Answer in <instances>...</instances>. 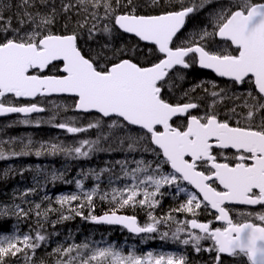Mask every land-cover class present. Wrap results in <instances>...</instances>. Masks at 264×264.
Returning a JSON list of instances; mask_svg holds the SVG:
<instances>
[{"label": "snow or ice", "instance_id": "1", "mask_svg": "<svg viewBox=\"0 0 264 264\" xmlns=\"http://www.w3.org/2000/svg\"><path fill=\"white\" fill-rule=\"evenodd\" d=\"M199 16L203 19L181 38L189 22ZM61 21L63 25L55 29ZM85 30L88 40L100 32L111 37L122 30L138 42L119 48L106 42L99 51H86L80 45ZM139 42L148 46L146 51ZM194 65L228 78L230 86L209 93L208 86L216 89L218 85L208 80L185 91V102H170L164 95L166 87L171 90L175 80L186 78L181 72L174 78L171 74L177 66L188 69ZM48 69L52 71L45 74ZM246 81L248 90L236 93V86ZM200 88L204 99L210 95L212 103L205 106L203 115H193L190 110L199 109L200 104L192 102L189 93ZM54 93L73 96L75 110L97 113L87 129L100 128L107 118V128L122 133V146L155 157L134 161L136 167L130 171L126 161L117 162L131 183L112 189L109 202L113 207L103 215L93 214L96 189L84 193L83 200L75 194L58 197L61 210L65 204L81 201L78 208H69V215L61 214V220L83 217V201H87L90 211L85 219L122 225L134 234L157 233L159 225L174 222L177 227L171 239L191 245L196 253H211L207 264H226L225 257L232 264H264V0H0V98ZM226 97L233 107L222 118L216 105ZM43 111L36 103L17 105L0 99V115ZM180 117L183 120L174 123ZM73 123L55 126L68 133L87 130ZM98 143L85 139L74 148L42 144L35 155L49 151L88 156ZM85 146L89 151H83ZM6 158L0 150V159ZM183 182L194 191L182 187ZM76 184L80 187L81 181ZM166 185H175L176 195L184 193L187 198L157 217L153 213ZM100 198L109 199V194ZM237 205L259 206L260 211L239 209L234 215ZM136 206L148 209L143 225L135 215L120 214ZM61 210L48 209L45 215ZM201 210H208L214 220L202 222ZM173 213L191 218L179 220ZM21 214L28 215L23 210ZM215 222H221L220 226H214ZM160 238L169 239V232ZM45 240L39 231L34 237L31 233L22 238L0 235V264L21 253L25 264H34L28 252L34 254ZM202 241L211 244L204 248ZM81 249L88 252L81 254ZM74 251L76 256H72ZM49 255L57 257L56 264H76L77 260L79 264H189L183 254L129 251L125 255L111 245L93 249L87 243L60 245Z\"/></svg>", "mask_w": 264, "mask_h": 264}, {"label": "trees", "instance_id": "2", "mask_svg": "<svg viewBox=\"0 0 264 264\" xmlns=\"http://www.w3.org/2000/svg\"><path fill=\"white\" fill-rule=\"evenodd\" d=\"M202 19L203 16L193 18L180 34L181 38L187 35L193 25ZM74 23L75 21H73ZM62 25L63 21L54 27L59 29ZM98 27L102 28L103 23L98 24ZM106 42L114 48H119L121 45L131 47L138 41L120 31H114L111 37L100 32L92 40H88L86 30L81 34L80 45L86 51L88 49L99 51ZM139 43L140 47L146 51L148 46ZM177 43H179V39ZM107 55L111 56V52H108ZM176 72H181L186 78L182 81L175 80V86L171 90L166 87L165 98L172 103L185 102L183 93L192 89L195 84L214 80L218 87L212 89L208 86V91L211 93L213 90L219 92L220 89L230 86L231 83L215 78L212 74L197 68L196 65L188 69L177 68L171 74L172 78L176 76ZM248 87L249 84L246 81L242 85H237L234 91L243 93L248 90ZM202 90L203 88H200L189 93L192 102L200 104L199 109L194 110L196 115H203L205 106L212 103L210 95L204 99V90ZM228 95H232V90ZM217 99L219 100V98ZM9 101L13 102L14 100L12 98L4 99V102L8 103ZM73 101L74 99L69 97L40 100L39 104L45 107V112L42 116L27 118L31 121L28 124L21 123L22 120H17V118L0 120V150H3L7 156L6 159H0V235H19L22 238L24 234L31 233L34 237L37 231L44 235L46 240L40 242L41 246L35 253L33 254L31 250L28 252V255L33 257L34 264H41V261L43 264H56L57 257L49 255L53 249L60 245L68 247L84 243L111 244L123 253L132 250L136 254H142L152 250L160 253L183 254L188 257L189 264H207L211 260L209 256L203 252L196 253L191 245L179 244L171 239V233L177 227L174 222L159 225L157 233L133 236L122 228L95 225L92 220L85 219L84 217H87L90 211L87 201H83L85 204L83 217L73 215L72 219H60L61 214L69 215V208H78L81 201L65 204L61 210V205L57 201L58 197L75 194L83 200L84 193H91L93 189L99 193L94 196L95 210L93 214L99 215L109 211L113 207L109 202L110 197L105 200L100 197L115 185H122L123 182L131 179L130 176L124 177L122 164L117 162L126 161L127 169L130 171L136 167L134 161L155 158L152 153L133 152L127 150L126 144L122 146L119 142L122 133L116 130L110 131L107 128L110 121L107 119L102 121L100 128L87 129L89 122L95 123L97 115L77 113L74 110ZM231 107H233V102L227 97L216 105L222 118ZM36 119H40L37 124L35 123ZM69 121L74 122L73 126L87 130L82 133H68L66 129L55 126L58 123ZM233 122H235V118H233ZM85 139L99 140L88 156H76L74 153L66 155L64 152H57L53 155L49 151L42 152L40 156L35 155V152L41 149L42 144L48 145L49 148L53 144L64 148H74L80 146L79 142ZM83 151H89L88 147L85 146ZM12 152H30L31 154L13 156ZM165 170L170 171L168 168ZM5 172L8 174L4 175ZM54 175L56 179H53ZM76 180L81 181L80 187L77 186ZM161 191L164 194L158 196L161 202L153 213L157 217L168 214L170 209L179 207V204L186 200L182 194L176 195V188L172 185L164 186ZM37 204L41 205L39 210L36 208ZM48 209L61 211H47L45 215ZM21 210L28 215L23 216ZM37 211L41 213L39 217H37ZM147 212L148 209L136 206L135 208L122 209L120 213L137 216L138 221L143 225L147 221ZM173 215L179 220L190 217L184 213H173ZM163 232H169V239L162 240L160 238ZM201 245L204 247L206 241H202ZM20 246L23 247V245ZM85 251L86 249H81V254H84ZM72 255L76 256L77 253L74 251ZM15 263L25 264V255L21 253L15 257H7L5 260V264ZM76 264H79V261Z\"/></svg>", "mask_w": 264, "mask_h": 264}, {"label": "flooded vegetation", "instance_id": "3", "mask_svg": "<svg viewBox=\"0 0 264 264\" xmlns=\"http://www.w3.org/2000/svg\"><path fill=\"white\" fill-rule=\"evenodd\" d=\"M49 70L50 69L46 70L45 74H49L50 73ZM6 97H9V96H5L4 98H2L3 101ZM5 103H7V102H5ZM14 103H16L17 105H22V104L35 103V101L30 102V101L17 100V101H14ZM182 120H183V117L174 118V123H180ZM228 154L231 155V153H228ZM182 185H183V187H187L190 191H193V189L190 187V185H187V183L183 182ZM228 206L233 207L232 205H228ZM239 209L260 211L259 206H239V205H237L234 208L233 214L235 215L236 210H239ZM189 218H191V217H189ZM199 218L202 222H206L208 220H214V217L210 214V212L208 210H201L199 213ZM220 223L221 222H215L214 226L218 227V226H220ZM210 244H211V241H206V245L204 246V248H207ZM203 254L209 256L210 259L212 258V254L207 252V251H204ZM225 261H226V264H232V260L227 258V257H225Z\"/></svg>", "mask_w": 264, "mask_h": 264}, {"label": "water", "instance_id": "4", "mask_svg": "<svg viewBox=\"0 0 264 264\" xmlns=\"http://www.w3.org/2000/svg\"><path fill=\"white\" fill-rule=\"evenodd\" d=\"M119 31H121L122 32V30H119ZM123 33V32H122ZM125 34V33H124ZM127 35H129V36H131L130 34H127ZM134 37V36H133ZM143 44H145L144 42H142ZM198 66V65H197ZM177 67H180V66H177ZM198 68L199 69H201V70H205V71H208V72H210V73H212V74H214L215 75V73H213V72H211V70H207V69H202V68H200L199 66H198ZM216 76V75H215ZM219 78H222V77H219ZM223 79H226V80H228V78H223ZM47 97H51V96H69V97H73V96H71V95H69V94H56V93H54V94H50V95H46ZM36 97H32V98H28V97H21V98H18V99H25V100H33V99H35ZM1 99V98H0ZM40 107V106H39ZM44 109V108H43ZM76 112H79V113H83V112H81V111H78V110H75ZM191 111V110H190ZM44 112V111H43ZM43 112H38V113H31V114H27V115H25V114H23V113H9V114H5V115H0V118H2V117H7V116H11V115H15V114H19V115H21V116H31V115H34V114H40V113H43ZM91 113H95V112H91ZM85 114H87V113H85ZM97 114V113H96ZM107 119V118H106ZM104 214V213H103ZM103 214H100V215H103ZM121 214V213H120ZM100 215H97V216H100ZM122 215H126V214H122ZM96 225H108V226H117V227H122V228H124L122 225H109V224H105V223H96V222H94ZM125 230H127L126 228H124ZM128 231V230H127ZM129 232V231H128ZM130 233V232H129ZM130 234H133V235H141V234H134V233H130Z\"/></svg>", "mask_w": 264, "mask_h": 264}, {"label": "rangeland", "instance_id": "5", "mask_svg": "<svg viewBox=\"0 0 264 264\" xmlns=\"http://www.w3.org/2000/svg\"><path fill=\"white\" fill-rule=\"evenodd\" d=\"M38 121H40V119H36L35 120V123L37 124V122ZM131 183V179L130 180H128V181H125V182H123V184L122 185H115L113 188H123L124 186H125V184H130ZM172 186H174L175 188H176V186L175 185H172ZM182 186V185H181ZM183 187V186H182ZM112 188V189H113ZM112 189L109 191V192H107L108 194H109V197L111 198V194H112ZM183 196H185L186 197V195L184 194V193H181ZM187 198V197H186ZM180 220H184V219H180ZM183 235V234H182ZM109 245H111V244H106V243H104V244H102V245H98V244H96V243H94V244H89V246H90V248H98V247H108ZM111 246H113V245H111ZM114 248H115V246H113ZM130 251V250H129ZM129 251H127L126 253H124L125 255H127V253L129 252ZM132 251V250H131ZM154 252V251H152V250H149V251H147V252ZM86 252H88V250L86 249V251L84 252V253H86ZM147 252H145V253H147ZM145 253H142V254H138V255H143V254H145ZM154 253H157V254H159L160 252H154ZM88 254H90V253H88ZM72 256H74V255H72ZM77 261H79V260H77ZM76 261V262H77ZM15 264H18V263H15Z\"/></svg>", "mask_w": 264, "mask_h": 264}, {"label": "bare ground", "instance_id": "6", "mask_svg": "<svg viewBox=\"0 0 264 264\" xmlns=\"http://www.w3.org/2000/svg\"><path fill=\"white\" fill-rule=\"evenodd\" d=\"M195 72V71H194ZM199 80V79H198ZM202 81H203V79H201ZM200 81V80H199ZM208 89H209V87H208ZM203 91V90H202ZM204 92V91H203ZM2 142V141H1ZM111 155V154H110ZM74 162V161H73ZM117 166V165H116ZM116 175V174H115ZM22 176V175H21ZM21 178V177H20ZM11 181V180H10ZM8 183V182H7ZM99 204V203H98ZM109 210V209H108ZM158 211V210H157ZM104 212V211H103ZM100 215V214H99ZM9 225V224H8ZM103 226H105V225H103ZM85 228V227H84ZM100 228L98 227V230H99ZM61 236V235H60ZM43 256V255H42ZM47 256V255H46Z\"/></svg>", "mask_w": 264, "mask_h": 264}]
</instances>
